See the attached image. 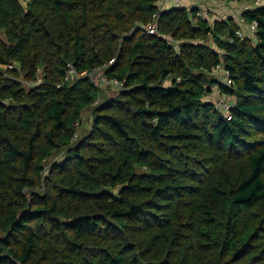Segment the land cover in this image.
Wrapping results in <instances>:
<instances>
[{
  "label": "trees",
  "instance_id": "obj_1",
  "mask_svg": "<svg viewBox=\"0 0 264 264\" xmlns=\"http://www.w3.org/2000/svg\"><path fill=\"white\" fill-rule=\"evenodd\" d=\"M202 13L0 0V264H264V4Z\"/></svg>",
  "mask_w": 264,
  "mask_h": 264
},
{
  "label": "rangeland",
  "instance_id": "obj_2",
  "mask_svg": "<svg viewBox=\"0 0 264 264\" xmlns=\"http://www.w3.org/2000/svg\"><path fill=\"white\" fill-rule=\"evenodd\" d=\"M216 2H220L219 0H215ZM260 4H264V0H254V1H243V2H239L238 4H235V5H227V6H223V9L222 11H228L229 10V6L231 8H233L232 10H243L245 7H248V6H257V5H260ZM200 5V3H199ZM208 6H210L208 4ZM201 8L204 10L206 16H208V13L206 11V5L204 4H201ZM230 8V9H231ZM223 15L225 14H221V13H212V15H209L210 18H213L214 16H218L220 18L223 17ZM212 20V19H211ZM244 24V23H242ZM246 32L244 34H246L245 36H249L253 41H256V35H255V32L250 29V28H245ZM224 80V79H223ZM103 90L105 91H111V92H115V91H118L119 89H121V87H116L112 84H108V83H104L103 84V87H102ZM209 99H212V100H216L218 105L219 106H223V108H229L233 102H235L234 98L230 97V96H224L222 94H220V91H219V88L216 86V87H213V94H211L210 96H208ZM91 110L90 111H87L86 113H84V116H83V128L84 130H87L90 128L91 126Z\"/></svg>",
  "mask_w": 264,
  "mask_h": 264
},
{
  "label": "crops",
  "instance_id": "obj_3",
  "mask_svg": "<svg viewBox=\"0 0 264 264\" xmlns=\"http://www.w3.org/2000/svg\"><path fill=\"white\" fill-rule=\"evenodd\" d=\"M199 3H200V5H199ZM201 4L206 5V7H207L206 8V11L208 13V16H206L204 10H203V13L202 14L205 15L206 18H208L210 20L211 19L214 20L216 18H218V19H225V18L233 17V18H235V20L241 26V28H240V32L241 33H243V32L245 33L246 32L245 28H247V27L250 28V29H252L250 27V25L242 24V19H241V13L243 11L242 9L241 10H238V11L235 10V9L232 10L233 8H231L229 6V10L228 11L227 10L226 11L225 10L222 11L223 6L235 5V4H238L237 2H230L228 4H225L224 2L223 3L222 2H216L215 0H185L184 1V5L187 6V7H193V8L199 7V8H201ZM208 4L210 6H208ZM161 5H162V8L164 10H167V9L172 8L175 4H174V0H164ZM212 13H215V14L216 13H221V14H225V15H223L222 18H220L218 16H214L213 18H210L209 15H212ZM244 35H246V34H244Z\"/></svg>",
  "mask_w": 264,
  "mask_h": 264
},
{
  "label": "built area",
  "instance_id": "obj_4",
  "mask_svg": "<svg viewBox=\"0 0 264 264\" xmlns=\"http://www.w3.org/2000/svg\"><path fill=\"white\" fill-rule=\"evenodd\" d=\"M22 1H27V0H22ZM163 1L164 0H157V4L161 5ZM184 1L185 0H174V4H175V6L184 5ZM252 28L255 29V25H253ZM156 31H157L156 23H152L151 25L145 27V30H144V32H146L148 34H154ZM241 36H243V35H241ZM8 68H12V66L9 65ZM219 70H220V68H218L215 71H219ZM68 76H70V77H76V76L77 77H83V76H86V74H78L74 69H71ZM89 76L92 79V81L96 87H103L104 83L112 84L116 87L122 86L121 83L116 81V80H109L107 78V76L105 75L104 68L97 69V70L93 71Z\"/></svg>",
  "mask_w": 264,
  "mask_h": 264
}]
</instances>
